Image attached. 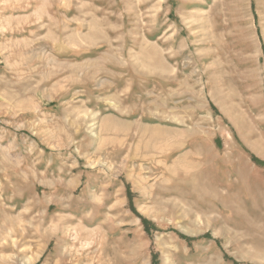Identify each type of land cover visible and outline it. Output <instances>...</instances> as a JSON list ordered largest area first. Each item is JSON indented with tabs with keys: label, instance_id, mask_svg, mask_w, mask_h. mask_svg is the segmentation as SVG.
<instances>
[{
	"label": "rangeland",
	"instance_id": "rangeland-1",
	"mask_svg": "<svg viewBox=\"0 0 264 264\" xmlns=\"http://www.w3.org/2000/svg\"><path fill=\"white\" fill-rule=\"evenodd\" d=\"M0 264H264V0H0Z\"/></svg>",
	"mask_w": 264,
	"mask_h": 264
}]
</instances>
